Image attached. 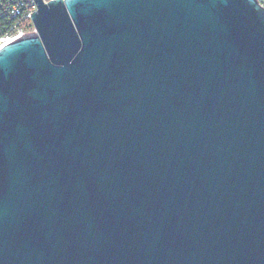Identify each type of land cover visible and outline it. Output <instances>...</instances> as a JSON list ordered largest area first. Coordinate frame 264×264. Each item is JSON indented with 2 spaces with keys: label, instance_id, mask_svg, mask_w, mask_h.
<instances>
[{
  "label": "water",
  "instance_id": "1",
  "mask_svg": "<svg viewBox=\"0 0 264 264\" xmlns=\"http://www.w3.org/2000/svg\"><path fill=\"white\" fill-rule=\"evenodd\" d=\"M0 46V264H264L259 0H34Z\"/></svg>",
  "mask_w": 264,
  "mask_h": 264
},
{
  "label": "built area",
  "instance_id": "2",
  "mask_svg": "<svg viewBox=\"0 0 264 264\" xmlns=\"http://www.w3.org/2000/svg\"><path fill=\"white\" fill-rule=\"evenodd\" d=\"M35 8L34 0H0V43L32 30L30 12Z\"/></svg>",
  "mask_w": 264,
  "mask_h": 264
},
{
  "label": "bare ground",
  "instance_id": "3",
  "mask_svg": "<svg viewBox=\"0 0 264 264\" xmlns=\"http://www.w3.org/2000/svg\"><path fill=\"white\" fill-rule=\"evenodd\" d=\"M9 39L5 38L2 40V43H0V46L3 45L4 43H6Z\"/></svg>",
  "mask_w": 264,
  "mask_h": 264
},
{
  "label": "crops",
  "instance_id": "4",
  "mask_svg": "<svg viewBox=\"0 0 264 264\" xmlns=\"http://www.w3.org/2000/svg\"><path fill=\"white\" fill-rule=\"evenodd\" d=\"M260 3L264 6V0H260Z\"/></svg>",
  "mask_w": 264,
  "mask_h": 264
},
{
  "label": "rangeland",
  "instance_id": "5",
  "mask_svg": "<svg viewBox=\"0 0 264 264\" xmlns=\"http://www.w3.org/2000/svg\"><path fill=\"white\" fill-rule=\"evenodd\" d=\"M28 31H31V29H29Z\"/></svg>",
  "mask_w": 264,
  "mask_h": 264
}]
</instances>
